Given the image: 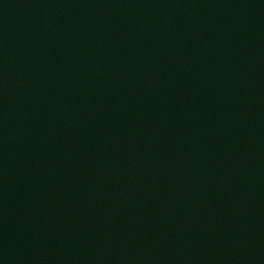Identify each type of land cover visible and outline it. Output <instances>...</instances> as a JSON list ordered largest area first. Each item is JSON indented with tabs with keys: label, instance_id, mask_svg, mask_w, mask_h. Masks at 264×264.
<instances>
[{
	"label": "water",
	"instance_id": "water-1",
	"mask_svg": "<svg viewBox=\"0 0 264 264\" xmlns=\"http://www.w3.org/2000/svg\"><path fill=\"white\" fill-rule=\"evenodd\" d=\"M0 264H264V0H0Z\"/></svg>",
	"mask_w": 264,
	"mask_h": 264
}]
</instances>
